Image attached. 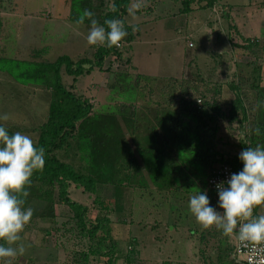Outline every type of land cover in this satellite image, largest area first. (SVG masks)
Wrapping results in <instances>:
<instances>
[{
  "label": "rangeland",
  "instance_id": "rangeland-1",
  "mask_svg": "<svg viewBox=\"0 0 264 264\" xmlns=\"http://www.w3.org/2000/svg\"><path fill=\"white\" fill-rule=\"evenodd\" d=\"M205 4V1H195L191 5L193 9L181 13L179 0H132L126 19L136 21L132 17L138 9V32L133 41L124 43V56L106 59L104 66H109L108 69L94 68L78 75L75 91L87 96L95 109L103 110L121 105L118 102H124L125 95L133 94L134 98L140 95L142 98H136L139 103L146 101L145 98L157 99V93L147 94L145 86L135 91L136 85H124L126 89L122 85L114 88L111 100L109 85L114 81V72L128 71L133 77L143 74L161 78L158 81L176 79L173 86L167 83V89L172 88L177 98L182 89L190 91L194 87L192 97L199 98L200 93H205L206 98H215L223 108L234 97L233 85L240 86L252 97V84L259 80L256 68L264 66V62L258 57L261 52L258 47L240 46L246 44L244 38L262 39L264 0H215L210 7ZM68 7V0H0V54L21 59L38 55L47 61H54L63 54L74 60L91 57L96 47L87 42L91 26L69 20ZM234 26L244 38L235 32ZM128 57L130 62L127 63ZM61 71L63 82L70 84L72 76ZM144 84L146 81H141L140 85ZM48 99V90L21 85L0 73V117L9 116L7 121H0L20 129L32 140L37 137L33 128L46 117ZM136 102L134 105L139 106ZM218 123L220 130L215 139L219 146L240 152L236 146L243 135L239 124L226 120ZM196 174L200 176L201 172ZM193 182L194 186L188 182V188L182 186L177 191L175 187H172L174 191L171 188L160 191L150 183L148 190L126 186L122 211L110 215L118 248L117 260L107 263L105 256L90 255L89 264H160L163 260L173 264H222L218 253L223 256L229 253L233 237L224 236L222 230L215 227L203 228L196 221L189 201L198 190L207 193L210 206L216 211L222 213V209L219 200L214 201L202 187L200 179ZM55 194L56 191L47 203L33 200L24 205L33 209L32 218L17 242L24 244L26 251L11 258V264H79L76 262L79 253L89 247L88 238L80 235L72 213ZM97 195L100 199H113L114 188L100 185ZM69 196L83 204L92 201V196L73 184ZM97 209V206L92 208V217ZM3 245L8 246L6 241ZM7 259H0V264H6ZM228 260L225 264H231Z\"/></svg>",
  "mask_w": 264,
  "mask_h": 264
},
{
  "label": "trees",
  "instance_id": "trees-1",
  "mask_svg": "<svg viewBox=\"0 0 264 264\" xmlns=\"http://www.w3.org/2000/svg\"><path fill=\"white\" fill-rule=\"evenodd\" d=\"M179 1L181 13L193 9L191 5L195 1H205L206 7L215 3V0ZM68 3L69 20L76 22L83 10L88 9L106 30L105 20H122L128 35L119 47L109 48L106 43L96 45L91 57L83 56L77 60L66 54L59 55L54 61L38 58V55L33 59H21L0 54V73L21 85H33L49 91L46 117L33 128L37 131L36 140H33L35 145L45 150V165L42 170L33 173L31 185L26 189L29 195L25 198V205L33 200L47 203L56 191L58 200L72 213L77 231L89 241L88 249L79 253L76 262L89 264L90 255H93L95 258L105 256L107 263H111L117 260L118 248L110 215L114 211H122L126 186L148 190L150 183L160 191L164 188L173 190L172 187L177 191L182 186L188 188V182L191 187L194 186L195 183L188 180L189 176H193L194 179H200L202 187L217 201L219 197L207 188L211 171L225 163L242 170L240 153L249 147H264V85L261 78L264 66L261 64L256 68L259 80L252 84V97L240 86L233 85L234 97L225 108L215 98H206L205 93H200L199 98L192 97L196 91L194 87L190 91L182 89L177 98L172 88L167 89V83L173 86L178 81L173 78L158 81L161 78L156 76L138 74L133 77L128 71L114 72V81L109 85L111 100L114 88L122 85H136L138 89L135 91L145 86L148 88L147 94L157 93V99L145 98L143 94L146 101L142 99L143 103H137L136 100L142 98L140 95L137 99L133 94L131 97L125 95L122 105L117 104L105 110L100 107L95 109L87 96L75 91L78 75L94 68L108 69L109 66H104L108 58L121 59L125 54L123 45L133 41L138 32H133V27L138 28V24L126 21L131 0H68ZM84 25L90 27V21L86 19ZM234 28L242 37L236 26ZM244 40L246 44L240 47H258L261 51L258 57L264 62V31L261 40L249 37ZM125 60L130 62L129 57ZM62 69L72 76V82L68 85L62 80ZM141 81H146V84L140 85ZM135 102L139 106H135ZM144 108L150 118H145ZM220 120L239 124L243 135L236 146L240 152L228 151L219 146L215 136L220 130ZM0 126H4L9 135L21 132L1 121ZM256 128L260 130L259 135L255 134ZM142 130H148L146 135L141 133ZM198 172H201L200 176L196 174ZM180 173H184L185 180L183 184L174 186L176 176ZM71 184L92 196V204L71 199ZM100 185L114 188L113 199L99 198L97 193ZM94 206L98 209L92 217ZM260 207L253 210L254 217L264 215V206ZM259 208L262 211H258ZM232 251L233 244L229 247V253L224 256L218 253L222 264L226 263L227 258L231 264H240L232 258ZM129 259L126 256V260ZM160 264L173 263L163 260Z\"/></svg>",
  "mask_w": 264,
  "mask_h": 264
},
{
  "label": "clouds",
  "instance_id": "clouds-1",
  "mask_svg": "<svg viewBox=\"0 0 264 264\" xmlns=\"http://www.w3.org/2000/svg\"><path fill=\"white\" fill-rule=\"evenodd\" d=\"M86 19L91 24L87 35L89 45L106 43L109 48L119 47L128 35L120 19L105 20L107 30L88 9L83 10L76 22L84 24ZM136 31L138 28L133 27V32ZM0 119L7 121L9 116L5 114ZM255 134H260L259 128L255 129ZM239 159L243 170L232 174L227 186L217 185L222 213L211 207L207 193L199 190L190 197L189 209L203 228L215 227L222 230L224 236L235 237L243 248L249 249L250 256L255 257L264 253V215L253 216L255 208L264 206V147L246 148ZM44 165L43 147L37 148L29 135L18 131L9 135L6 128L0 126V241L8 245L0 244V259L9 258L6 264L26 251L24 244H17L33 215V209L24 208L29 195L26 189L31 185L33 173L42 170ZM254 264H264V256Z\"/></svg>",
  "mask_w": 264,
  "mask_h": 264
},
{
  "label": "built area",
  "instance_id": "built-area-1",
  "mask_svg": "<svg viewBox=\"0 0 264 264\" xmlns=\"http://www.w3.org/2000/svg\"><path fill=\"white\" fill-rule=\"evenodd\" d=\"M188 45L191 46L192 43L189 42ZM242 170L235 169L228 163L216 166L207 179V188L210 189L215 196L219 197L217 185L224 183L225 186H227V181L230 180L231 175L239 173ZM260 256H264V253H259V255L255 257L250 256L249 249L243 248L239 241L233 237L232 258L235 262L240 264H254V261L259 259Z\"/></svg>",
  "mask_w": 264,
  "mask_h": 264
},
{
  "label": "crops",
  "instance_id": "crops-1",
  "mask_svg": "<svg viewBox=\"0 0 264 264\" xmlns=\"http://www.w3.org/2000/svg\"><path fill=\"white\" fill-rule=\"evenodd\" d=\"M131 2H132V0H131ZM69 4V3H68ZM68 9H69V12H70V6L68 7ZM130 9H131V3H130V6H129V11H130ZM138 10V9H137ZM136 10V11H137ZM134 12V16L132 17V18H134L135 17V20L137 21L138 20V11L137 12ZM68 16H69V14H68ZM67 16V17H68ZM128 16H129V14H128ZM127 16V17H128ZM69 19V18H68ZM126 21H128L127 19H126ZM136 21H133V22H129V23H135V24H137L136 23ZM82 25H84V24H82ZM125 102V101H124ZM118 103H120L121 105L123 104V100L122 101H119ZM137 103H139V102H137ZM147 110V109H146ZM145 110V108L144 109H142V111L143 112H145V118L147 117V118H150L151 116L150 115H148V113H147V111ZM147 132H148V130H146ZM146 131H144V130H142V134L143 135H146ZM185 171V170H184ZM183 176H184V173H180L178 176H176V179H177V182L176 183H174V186H176V185H181V184H183V181L185 180V178H183ZM193 179H194V177L193 176H191V178H190V176H189V178H188V180H190V181H193ZM180 190V189H179ZM258 211H260V209L258 210Z\"/></svg>",
  "mask_w": 264,
  "mask_h": 264
}]
</instances>
